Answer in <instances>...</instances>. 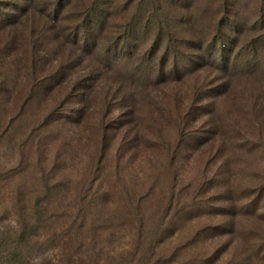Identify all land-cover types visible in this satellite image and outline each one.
Masks as SVG:
<instances>
[{
  "label": "rangeland",
  "instance_id": "rangeland-1",
  "mask_svg": "<svg viewBox=\"0 0 264 264\" xmlns=\"http://www.w3.org/2000/svg\"><path fill=\"white\" fill-rule=\"evenodd\" d=\"M0 264H264V0H0Z\"/></svg>",
  "mask_w": 264,
  "mask_h": 264
},
{
  "label": "trees",
  "instance_id": "trees-1",
  "mask_svg": "<svg viewBox=\"0 0 264 264\" xmlns=\"http://www.w3.org/2000/svg\"><path fill=\"white\" fill-rule=\"evenodd\" d=\"M91 25H92V27L97 28V30H101V28H102V21L99 20V19H97V18H95L94 19V22ZM87 37H89L88 34H86V38ZM34 227H35V225L34 224H31V223L30 224H26L24 226V231L22 232V235H21V239L23 241H26V239L30 236L28 230H32Z\"/></svg>",
  "mask_w": 264,
  "mask_h": 264
}]
</instances>
